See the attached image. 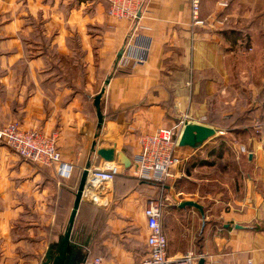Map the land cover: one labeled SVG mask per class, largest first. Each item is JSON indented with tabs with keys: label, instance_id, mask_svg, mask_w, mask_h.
Here are the masks:
<instances>
[{
	"label": "crops",
	"instance_id": "obj_1",
	"mask_svg": "<svg viewBox=\"0 0 264 264\" xmlns=\"http://www.w3.org/2000/svg\"><path fill=\"white\" fill-rule=\"evenodd\" d=\"M110 5L0 0V127L17 120L24 129L54 135L62 160L73 165L62 178L56 167L18 161L0 145V264H40L64 232L77 177L85 167L105 162L91 149L95 134L96 149L112 147L131 161L141 132L180 124L173 136L177 143L185 121L218 132L199 148L176 147L185 161L171 170L165 192L172 200L183 195L177 201L199 202L204 216L199 213L195 233L196 209L169 202L163 226L168 254L193 252L202 264H264V122L254 125L264 101V0H200L203 23L197 25L187 0H131L128 16L119 19L107 13ZM76 46L83 51L85 76L81 82L76 73L71 86H61L60 59L48 50L63 55ZM141 47L142 61L136 62L133 55ZM21 63L26 69L14 70ZM102 87L98 126L93 97ZM217 143H224L221 152L207 150ZM195 157L210 163L193 164ZM227 160L238 164L232 188L225 184L212 194V181L221 183L209 173ZM111 163L117 174L97 191L103 202H81L110 206L107 231L101 232L107 235L92 253L111 264H131L146 253L143 209L161 189L135 176L132 164ZM93 193L88 188L84 196ZM85 209H78V222ZM133 222L142 247L126 242L123 229Z\"/></svg>",
	"mask_w": 264,
	"mask_h": 264
},
{
	"label": "built area",
	"instance_id": "obj_2",
	"mask_svg": "<svg viewBox=\"0 0 264 264\" xmlns=\"http://www.w3.org/2000/svg\"><path fill=\"white\" fill-rule=\"evenodd\" d=\"M111 5L107 13L116 18L128 16L125 6L131 0H109ZM143 1V0H138ZM148 1V0H146ZM190 6L191 19L193 24H202L199 16L200 0H187ZM133 55L136 62L142 61L144 48ZM126 50V49H125ZM127 54H131L128 52ZM264 122V104L260 118L255 120V127L258 129ZM159 127L153 132H141L137 136V152L131 160L134 174L141 180L151 181L157 184L160 195L146 204L143 209L147 235L145 246L147 253L139 260L131 264H199L200 255L193 252H186L180 256L171 257L168 254V241L163 230L162 220L167 206L169 196L165 192L171 178V170L179 166L185 158L176 153L177 143L173 136L175 129ZM0 141L9 146L23 160L33 163L36 166L56 167L57 175L62 178L70 176L73 165L62 160V155L54 135H47L38 129H24L17 120H12L0 127ZM117 174V166L111 162H104L103 165L87 167V177L82 191V200L103 202V195L97 191L104 190L113 182ZM88 188H93L92 197L87 199L84 193ZM85 264H111L103 256H95L87 260ZM205 264H221L218 261H210Z\"/></svg>",
	"mask_w": 264,
	"mask_h": 264
},
{
	"label": "rangeland",
	"instance_id": "obj_3",
	"mask_svg": "<svg viewBox=\"0 0 264 264\" xmlns=\"http://www.w3.org/2000/svg\"><path fill=\"white\" fill-rule=\"evenodd\" d=\"M37 22V21H36ZM262 38L264 36V30L261 32ZM72 47V46H71ZM76 49L73 50V52H68V53H63V55H61L59 52H57L55 49H49L48 50V54L53 58V60H55L54 58H59L60 59V64L58 65L59 68H61V71L63 72V77H59L57 79L58 84L61 86H71L72 82H71V78L72 75L76 74L80 76L81 78V82L83 77L85 76V72H84V68H83V63H82V57H83V51H81V49H79V47L77 48V46L75 47ZM58 59V60H59ZM56 66L55 63H52ZM46 68H48V71H54L56 72V68H52L50 70V64H48L46 66ZM4 68L0 67V72L1 70H3ZM25 68V63H21L18 64V66H16L14 68V70L16 71H24ZM264 101L261 103L260 107L261 109L258 111L257 113V118H260L261 113H262V107H263ZM222 136V134L220 135ZM220 142V141H219ZM215 145V149L216 153L221 152V150L224 149V143L223 144H219ZM0 145L4 146L5 149L9 150L10 152H13L15 154V152L6 144H4L3 142L0 141ZM209 148H213V147H207V150H209ZM215 153V154H216ZM16 155V154H15ZM218 155V154H217ZM17 156V155H16ZM18 157V161H24L21 157ZM219 157V156H218ZM217 156L213 157L214 159H212V162L216 161V158L218 159ZM215 160V161H214ZM220 160V159H219ZM215 166L213 167L212 171L209 173L210 177L212 179H218V181H220L221 184H217V186L215 185L218 182L212 181L211 183V187L207 188L208 191H211V193L213 194L215 191H220V190H225L226 189V185L227 184L229 187L232 188V183H233V179L235 178V173L237 172V168H238V164L236 161L233 160H227V161H218L217 164H214ZM120 166H122L120 164ZM79 180V176L77 177L76 183L74 185V190L75 191L77 189V183ZM183 183V182H181ZM179 183V184H181ZM213 184V185H212ZM183 186V185H181ZM181 186H176V187H181ZM189 187V186H188ZM182 188V187H181ZM188 189H194V188H188ZM183 197V195H178L176 197L177 200L181 199ZM169 202L174 203L172 198L169 197ZM83 206H85L84 213H83V217L80 219V223L78 222V225L76 227V231H79L78 233L81 232V237L84 239H86L87 236L92 235L93 231H98V233H100L98 237V242L99 244L102 243V239H104V237L107 235V233H101L104 231H107V229L105 228V221L106 218L109 216V208L107 207H103V206H98L95 204L88 205V204H84ZM169 207V206H168ZM167 207V208H168ZM173 207V205H172ZM167 210V209H166ZM133 215V214H132ZM167 215H166V211L164 213L163 216V220H162V224H164V228L166 226V223L168 221L167 219ZM132 220H134V215L132 216ZM200 214L197 210H195V216H194V220H193V230L195 233L198 232V228L200 227ZM125 231H127L128 233V238L126 240V242L128 243V245H133V246H137V247H142V243H141V239L139 237V233H138V226L133 222L130 224H127V226L125 227V229H123ZM164 233L167 237L166 231L165 229ZM90 237L88 238V240L90 239ZM147 250V249H146ZM147 253V251H146ZM146 253H144V256L146 255Z\"/></svg>",
	"mask_w": 264,
	"mask_h": 264
},
{
	"label": "water",
	"instance_id": "obj_4",
	"mask_svg": "<svg viewBox=\"0 0 264 264\" xmlns=\"http://www.w3.org/2000/svg\"><path fill=\"white\" fill-rule=\"evenodd\" d=\"M104 92V87L93 97V106L95 108L97 125L101 126L103 123V114L101 112L100 101ZM218 130L211 126L196 123L193 121H185L183 128L178 138L177 145L180 147L188 146L190 148H199L207 140L217 135ZM98 134H95L92 142V151H95L105 162H118L123 164L125 168L131 165V161L124 154H115V149L112 147H103L96 149ZM88 167V166H87ZM87 167H85L80 175L79 184L74 196L72 209L70 211L67 225L64 232L58 237L57 241L48 246L40 264H83L85 262L84 256H78L77 252L71 248V234L74 226L75 217L78 212L79 205L82 201V191L87 177ZM178 209L192 207L196 209L201 216H204L203 206L191 199H183L180 201L173 200ZM202 261L200 260V263Z\"/></svg>",
	"mask_w": 264,
	"mask_h": 264
},
{
	"label": "trees",
	"instance_id": "obj_5",
	"mask_svg": "<svg viewBox=\"0 0 264 264\" xmlns=\"http://www.w3.org/2000/svg\"><path fill=\"white\" fill-rule=\"evenodd\" d=\"M214 151L215 150L212 148L211 153H216ZM195 163H197L199 165H202V164H206V163H210V162H208L206 160H201L200 161L199 158L195 157V158H193V164H195ZM42 167H44V166H42ZM115 177H116V175H115ZM115 177H114L113 181L115 180ZM79 179H80V177H79ZM78 184H79V180H78V183H77V187H78ZM76 190L74 191V196H75ZM85 203L88 204V205H91L90 203H87V202H81L80 205H79V208H82V205H84ZM77 221H78V218L76 216L75 217V221H74L72 234H71V241H70L71 248H73L77 252L78 256H84L85 257V262L87 260H90L91 258H93L95 256H103V255H100V254H93L92 251H91L92 247L94 246V244L99 243L98 242L99 239L97 237L98 231H96V230L93 231L91 237L87 236L86 239L85 238L83 239L81 237V232L78 233L79 231H76V227L78 225ZM89 237H90V239L88 240ZM53 243L54 242H51L50 244H53ZM85 262L83 264H85Z\"/></svg>",
	"mask_w": 264,
	"mask_h": 264
}]
</instances>
